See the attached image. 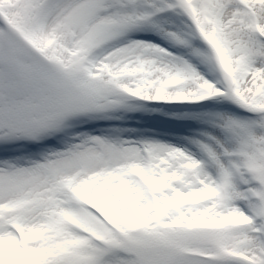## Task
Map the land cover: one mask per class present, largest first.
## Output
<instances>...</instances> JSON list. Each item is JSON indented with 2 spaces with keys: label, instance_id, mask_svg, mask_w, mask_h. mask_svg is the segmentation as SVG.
<instances>
[{
  "label": "snow or ice",
  "instance_id": "1",
  "mask_svg": "<svg viewBox=\"0 0 264 264\" xmlns=\"http://www.w3.org/2000/svg\"><path fill=\"white\" fill-rule=\"evenodd\" d=\"M0 264H264V0H0Z\"/></svg>",
  "mask_w": 264,
  "mask_h": 264
}]
</instances>
